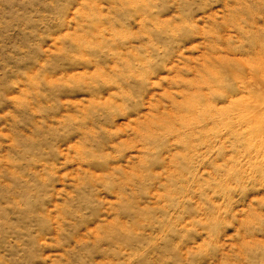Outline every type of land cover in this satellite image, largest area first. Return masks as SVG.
<instances>
[{
	"label": "rangeland",
	"instance_id": "374dc122",
	"mask_svg": "<svg viewBox=\"0 0 264 264\" xmlns=\"http://www.w3.org/2000/svg\"><path fill=\"white\" fill-rule=\"evenodd\" d=\"M0 264H264V0H0Z\"/></svg>",
	"mask_w": 264,
	"mask_h": 264
}]
</instances>
